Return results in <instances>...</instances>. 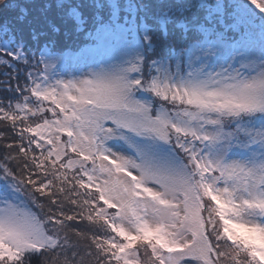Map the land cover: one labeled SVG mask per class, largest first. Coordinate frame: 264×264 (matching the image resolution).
I'll list each match as a JSON object with an SVG mask.
<instances>
[{"label": "snow or ice", "instance_id": "1", "mask_svg": "<svg viewBox=\"0 0 264 264\" xmlns=\"http://www.w3.org/2000/svg\"><path fill=\"white\" fill-rule=\"evenodd\" d=\"M0 264H264V0H0Z\"/></svg>", "mask_w": 264, "mask_h": 264}]
</instances>
